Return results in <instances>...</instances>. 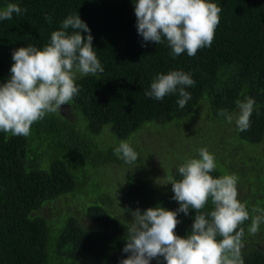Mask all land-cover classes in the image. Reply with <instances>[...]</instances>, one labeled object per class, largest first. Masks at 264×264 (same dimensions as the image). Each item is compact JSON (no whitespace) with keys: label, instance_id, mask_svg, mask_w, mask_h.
<instances>
[{"label":"trees","instance_id":"obj_1","mask_svg":"<svg viewBox=\"0 0 264 264\" xmlns=\"http://www.w3.org/2000/svg\"><path fill=\"white\" fill-rule=\"evenodd\" d=\"M210 2L221 8L211 46L193 57L185 52L173 58L166 40L146 43L138 34L135 0H0V9L9 3L27 9L0 20V84L10 79L14 50L42 48L69 15L79 14L91 29L104 68L96 75L77 73L79 94L34 123L29 135L0 132V264H120L128 256L123 248L131 211L178 209L171 181L180 179L178 167L199 158L201 148L215 157L210 175L238 177V199L250 213L241 225L242 257L245 264H264V224L256 235L247 232L252 208L264 209V0ZM172 70L195 81L185 89L191 99L183 109L176 94L163 100L145 95L158 74ZM246 97L255 105L250 128L241 132L235 118L228 123L219 112L238 113L235 102ZM155 126L181 128V139L195 138L190 156L172 152L166 158L172 164L163 188L152 182L149 147L138 144L140 133ZM104 136L116 143L107 145ZM121 141L138 153L131 165L115 155ZM145 163L138 172L137 165ZM114 167L134 170L118 188L108 179ZM73 199L88 223L66 209L52 220L40 214L51 203ZM211 210L209 200L202 211ZM194 216V210L178 215V236L191 231ZM151 264H164L163 258Z\"/></svg>","mask_w":264,"mask_h":264},{"label":"clouds","instance_id":"obj_2","mask_svg":"<svg viewBox=\"0 0 264 264\" xmlns=\"http://www.w3.org/2000/svg\"><path fill=\"white\" fill-rule=\"evenodd\" d=\"M27 9L9 3L0 9V20H11ZM221 8L210 0H135L137 31L143 40L156 44L167 41L173 58L187 53L193 57L198 50L211 46L220 22ZM45 19L51 22V17ZM71 30V31H69ZM82 33H88L87 37ZM94 37L80 15H69L60 30L51 33L42 48L35 45L14 50L10 79L0 84V132L27 136L31 126L49 113L68 105L80 89L76 74L87 76L103 73L104 68L93 47ZM195 81L183 71L158 74L145 95L163 100L176 94L181 109L191 99L185 89ZM238 113L221 109L219 115L243 132L250 128L255 100L238 99ZM115 155L126 164H133L138 153L127 141H121ZM199 158L187 159L178 167L180 179L171 181L173 200L179 203L175 211L162 206L143 212L131 211L133 221L127 230L123 252L128 254L120 264H151L163 258L164 264H245L242 257L245 228L250 219L246 204L238 199L235 174L214 178L215 157L206 148L198 150ZM211 200L213 210L202 209ZM195 211L194 223L186 237L176 234L180 213ZM248 234L256 235L264 224V209L252 208ZM220 239H217V238Z\"/></svg>","mask_w":264,"mask_h":264},{"label":"rangeland","instance_id":"obj_3","mask_svg":"<svg viewBox=\"0 0 264 264\" xmlns=\"http://www.w3.org/2000/svg\"><path fill=\"white\" fill-rule=\"evenodd\" d=\"M198 121V124L195 123L194 126L195 130L199 129V125L201 123ZM175 127H167L163 128L160 126H155L152 128H147L146 130L142 131L139 135L140 139L138 144H141L144 148L149 147V150L152 153V159H149V164L152 163V167H149L154 172L150 176L153 178L152 182L156 184L158 187L163 188L169 186L170 177L168 176V172L166 166L172 164H167V157L172 155L173 153L181 154L184 157L190 156L192 152V145L195 138L192 139L190 136L181 137L178 135L177 131L180 133L182 130L181 128L174 129ZM110 130V128H106L105 131ZM106 139V144L111 145L116 143V140L112 139V137L104 136ZM183 141L185 145H183ZM148 166L147 163L142 165H137L136 170L141 172L142 170L146 169ZM113 172L109 174L111 177H108L109 184H115V186L121 187L125 179L128 177V174L132 173L134 170L131 168H119L114 167L112 168ZM78 200H61L59 202L51 203L41 211V215L46 217L49 220L55 219L58 214L60 215L59 210L66 209L67 212L72 213L74 217H78L84 221V223H88L87 217L84 215L85 209H76L75 206L77 205ZM59 211V213H58ZM65 219L60 218L59 221L64 223ZM49 223V222H48Z\"/></svg>","mask_w":264,"mask_h":264}]
</instances>
